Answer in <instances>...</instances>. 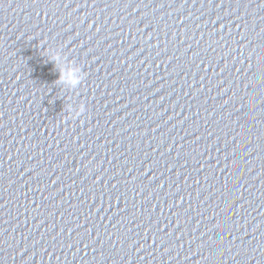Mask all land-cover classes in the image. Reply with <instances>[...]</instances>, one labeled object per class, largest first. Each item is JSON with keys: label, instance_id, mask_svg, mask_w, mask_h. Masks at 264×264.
<instances>
[{"label": "water", "instance_id": "obj_1", "mask_svg": "<svg viewBox=\"0 0 264 264\" xmlns=\"http://www.w3.org/2000/svg\"><path fill=\"white\" fill-rule=\"evenodd\" d=\"M0 264H264V0H0Z\"/></svg>", "mask_w": 264, "mask_h": 264}, {"label": "clouds", "instance_id": "obj_2", "mask_svg": "<svg viewBox=\"0 0 264 264\" xmlns=\"http://www.w3.org/2000/svg\"><path fill=\"white\" fill-rule=\"evenodd\" d=\"M57 59L59 60V57H57ZM82 79H83V76L80 75V76L77 78V81H76V83L73 85V87L75 88V87L81 82ZM67 109H68L69 112H72V111H73L71 105H67ZM84 111H85V106L81 103V104L78 106V108L75 110V116H79V115H81L82 113H84ZM73 118H75V117H73Z\"/></svg>", "mask_w": 264, "mask_h": 264}]
</instances>
